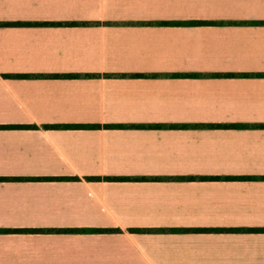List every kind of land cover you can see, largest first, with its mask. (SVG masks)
<instances>
[{
	"label": "crops",
	"instance_id": "1",
	"mask_svg": "<svg viewBox=\"0 0 264 264\" xmlns=\"http://www.w3.org/2000/svg\"><path fill=\"white\" fill-rule=\"evenodd\" d=\"M0 264H264V0H0Z\"/></svg>",
	"mask_w": 264,
	"mask_h": 264
},
{
	"label": "trees",
	"instance_id": "2",
	"mask_svg": "<svg viewBox=\"0 0 264 264\" xmlns=\"http://www.w3.org/2000/svg\"><path fill=\"white\" fill-rule=\"evenodd\" d=\"M195 25H208L210 23H203V22H196L194 23ZM46 128H51V127H46ZM63 128L65 129H88V128H98V126H85V125H68L64 126ZM54 178H48L46 180H52ZM66 179V178H63ZM68 179V178H67ZM94 180H99L100 178H91ZM102 230H85V232H101Z\"/></svg>",
	"mask_w": 264,
	"mask_h": 264
}]
</instances>
